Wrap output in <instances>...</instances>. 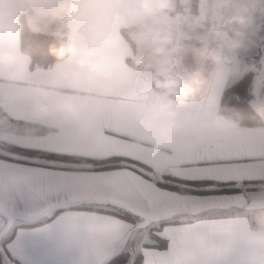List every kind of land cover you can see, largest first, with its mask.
Instances as JSON below:
<instances>
[{
    "label": "crops",
    "instance_id": "0c3cea01",
    "mask_svg": "<svg viewBox=\"0 0 264 264\" xmlns=\"http://www.w3.org/2000/svg\"><path fill=\"white\" fill-rule=\"evenodd\" d=\"M198 14L195 4L186 22L192 21ZM185 46L184 54L191 50L200 51V45L195 40H186ZM109 49L115 67L109 79L100 80L93 87L98 99L86 109L90 130L80 133L74 128L63 126L48 130L41 128L31 117L36 99L32 89H50L47 104L50 108H59L65 96L57 73L63 65L55 63L47 68L31 69L30 57L20 47V27L16 32H0V51L10 53L14 59L13 70L21 76L17 80H8L0 71V98L7 97L0 107V112L7 116V122L0 125V139L22 148L89 159L118 155L136 160L146 169L126 164L118 169L121 174L135 178L133 187L136 181H143V176L137 173L146 174L153 185L165 180V176L234 180L236 188L233 190L237 191L230 194L238 198L237 205L195 212L177 209L173 213L153 217L150 203L144 201L129 212L108 201L80 198L81 182L96 174L98 168L91 164L51 161L59 178H66L71 183V190H64L59 181L57 195L38 199L33 204L17 200L9 212H0V264H105L125 251L132 256L141 253L142 264H192L190 257H178L174 251L179 238L191 237L201 241L202 264H256L261 253L253 250L249 241L251 230L256 227L255 218L264 214V199H261L264 196V126L235 123L236 133L223 135L201 129L196 118V101L201 94L210 96L214 106L219 107L225 87L232 77L252 70L251 61L244 57L235 71L223 70L211 77L206 85L203 82L199 84V76L192 80L190 84H194L198 91L188 94L178 111L177 138L170 149L172 159L161 168L150 162L145 153L135 151L131 145L132 138L141 133L134 120L136 105L132 101L128 83L130 58L120 33L113 34ZM197 66L201 68V63ZM185 117L189 118L194 129L192 159L204 161L203 165H181L179 162L177 153ZM29 129L35 131L29 134ZM56 132L68 135L71 139L60 141L56 138ZM242 139H247L248 143L241 145ZM25 157L28 156L0 149V163L28 166ZM171 190L177 192L179 197L210 194L206 186L180 185ZM90 192H94V189H90ZM100 207L124 210L134 215L136 220L93 209ZM50 215L53 217L46 222L23 226ZM112 222L118 223L123 231L118 244L109 250L106 247L105 226ZM160 223L159 229L154 228ZM157 239H165L167 245H146L155 243Z\"/></svg>",
    "mask_w": 264,
    "mask_h": 264
},
{
    "label": "clouds",
    "instance_id": "9594fccd",
    "mask_svg": "<svg viewBox=\"0 0 264 264\" xmlns=\"http://www.w3.org/2000/svg\"><path fill=\"white\" fill-rule=\"evenodd\" d=\"M197 4L195 19L181 23L176 15L177 0H0V32H16L23 17L29 28L49 34L57 42L50 52L63 65L57 80L63 85L65 99L59 108H50L51 90L34 87L32 119L48 130L59 126L80 133L90 130L86 109L98 99L93 87L109 79L115 67L109 42L118 32L131 60L128 83L141 133L132 138V148L161 168L168 165L177 138L178 111L190 82L199 75L190 73L182 63L185 41L199 43L201 67L209 78L223 70L235 71L249 50L245 39L254 0H197ZM13 67L10 53L0 51V71L8 80L21 78ZM4 99L7 97L0 98V107ZM196 104L201 129L236 133L233 117L215 107L210 96L201 94ZM6 122L7 116L0 112V125ZM33 131L29 129V134ZM55 135L60 141L71 139L60 132ZM59 181L64 190H71L66 178ZM251 231L249 246L261 253L256 264H264V214Z\"/></svg>",
    "mask_w": 264,
    "mask_h": 264
},
{
    "label": "snow or ice",
    "instance_id": "6c2138e0",
    "mask_svg": "<svg viewBox=\"0 0 264 264\" xmlns=\"http://www.w3.org/2000/svg\"><path fill=\"white\" fill-rule=\"evenodd\" d=\"M182 125L177 153L179 162L181 165H203L204 161L192 159L194 129L191 127L188 117L183 119ZM240 143L245 145L248 141L242 139ZM27 151L32 153L31 156L24 158L27 160L28 166L0 163V212H9L17 200L33 204L38 199L57 195L59 175L55 165L51 163L54 154L39 155L42 152L39 149ZM123 159L118 155L102 158L96 174L84 178L81 182L80 198L108 201L129 212L134 207L140 206L142 202L147 201L151 205L153 217L173 213L177 209L195 212L200 209L227 208L237 205L238 198L230 194L236 184L234 180L213 181L209 178L173 176L153 185L150 182V177L144 173H137L138 176H143V181H136L133 187L135 178L125 176L118 170L123 166L120 163ZM114 164H118V166L110 167ZM180 185L206 186L210 194L203 197H179L177 192L171 189ZM90 189H94V192H90ZM122 231V227L116 222L105 226L106 247L109 250L118 244ZM174 251L178 257H190L192 264H202L200 259L201 241L196 237L179 238L178 246Z\"/></svg>",
    "mask_w": 264,
    "mask_h": 264
},
{
    "label": "trees",
    "instance_id": "16d2710c",
    "mask_svg": "<svg viewBox=\"0 0 264 264\" xmlns=\"http://www.w3.org/2000/svg\"><path fill=\"white\" fill-rule=\"evenodd\" d=\"M56 40L49 34L40 31H34L29 28L24 21L23 17H20V47L22 52L30 57V68L36 67H50L57 63L55 58L51 55L50 49L56 45ZM131 63V60H130ZM255 71L250 70L241 76L233 78L223 90L219 108L226 111L231 115L236 124L247 126H264V112H258L251 104L252 99V81ZM261 94L264 97V79L262 80ZM0 149H4L8 152L15 153L21 156H31L32 153L27 150H37L30 148H22L12 144H9L0 139ZM48 153L54 154L52 157L53 162H61L66 164H91L94 168H99L101 159H89L82 156L61 154L55 152H49L42 150L39 155H46ZM120 161L122 165H135L136 167L145 168L141 163L136 160L125 158ZM118 164H114L110 167H117ZM172 176H165V179ZM183 191V190H182ZM237 190H232V192ZM99 211L109 212L120 216L122 218L134 221L136 217L129 212H126L117 208L100 207L93 208ZM53 215L47 218L25 225H36L48 221ZM162 223L155 225L154 228L159 229ZM146 245H152L157 247H165L167 242L165 239H157L155 243H146ZM105 264H142V254L138 253L132 256L129 252L125 251L111 258Z\"/></svg>",
    "mask_w": 264,
    "mask_h": 264
},
{
    "label": "built area",
    "instance_id": "2783aa9c",
    "mask_svg": "<svg viewBox=\"0 0 264 264\" xmlns=\"http://www.w3.org/2000/svg\"><path fill=\"white\" fill-rule=\"evenodd\" d=\"M184 5L181 11L176 10L178 21L181 23L186 22L188 14L192 11L196 0H183ZM264 0H254L252 12V24L246 30L245 43L248 45V52L253 66L259 68L264 64ZM198 7V4H197ZM199 10V8H198Z\"/></svg>",
    "mask_w": 264,
    "mask_h": 264
},
{
    "label": "rangeland",
    "instance_id": "374dc122",
    "mask_svg": "<svg viewBox=\"0 0 264 264\" xmlns=\"http://www.w3.org/2000/svg\"><path fill=\"white\" fill-rule=\"evenodd\" d=\"M183 5H184L183 0H177V9H179L181 11V9L183 8ZM263 6H264V3H263ZM188 52H186L185 54H184V52L181 53V57L180 58L182 60L183 65L188 69V71L190 73H192L194 75L196 73H199V75H198L199 76V84H201L202 82H203V84L207 83L208 80H210L209 76L203 70L202 67L199 68L200 66H197V65L200 64V60H199L200 59L199 58L200 57V51L191 50V51H188ZM244 57L248 58V60L251 61L250 57L246 56V55L242 56L241 59H243ZM193 64H196V65L193 67ZM252 65H253V63H252ZM263 65L264 64H262V66H260L259 68H255L253 66V69H252L255 72L257 71V73L254 75V78H253V81H252V94H253V96H252V99H251V103H252L253 107L260 113L264 112V97L261 94L262 80L264 79V77L262 79V76L264 74V70H262L263 67H264ZM238 76H240V74H237L236 76H234L232 78H235V77H238ZM194 87H195L194 84H190V87L187 90V95L188 94H195V92L198 91ZM255 221L257 222L256 218H255Z\"/></svg>",
    "mask_w": 264,
    "mask_h": 264
}]
</instances>
